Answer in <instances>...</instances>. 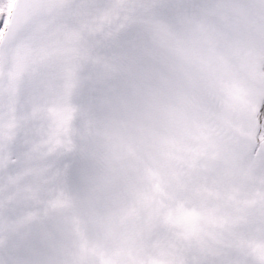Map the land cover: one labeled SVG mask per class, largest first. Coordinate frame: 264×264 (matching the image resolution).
Instances as JSON below:
<instances>
[{"label":"snow or ice","instance_id":"snow-or-ice-1","mask_svg":"<svg viewBox=\"0 0 264 264\" xmlns=\"http://www.w3.org/2000/svg\"><path fill=\"white\" fill-rule=\"evenodd\" d=\"M0 264H264V0H0Z\"/></svg>","mask_w":264,"mask_h":264}]
</instances>
